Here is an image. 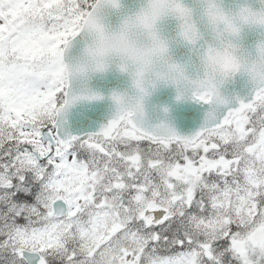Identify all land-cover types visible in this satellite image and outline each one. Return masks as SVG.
Listing matches in <instances>:
<instances>
[{"label": "snow or ice", "instance_id": "obj_1", "mask_svg": "<svg viewBox=\"0 0 264 264\" xmlns=\"http://www.w3.org/2000/svg\"><path fill=\"white\" fill-rule=\"evenodd\" d=\"M96 7L0 0V264H264V82L194 94L189 134L119 111L73 134L60 57Z\"/></svg>", "mask_w": 264, "mask_h": 264}, {"label": "clouds", "instance_id": "obj_2", "mask_svg": "<svg viewBox=\"0 0 264 264\" xmlns=\"http://www.w3.org/2000/svg\"><path fill=\"white\" fill-rule=\"evenodd\" d=\"M96 4L78 49L71 52V43L60 57L72 107L100 94L91 83L109 73L125 77L127 84L108 95L113 114L133 112L144 121L151 98L161 89H172L177 100L186 101L207 93L215 103L237 76L251 86L264 82V0L228 4L226 0H96ZM171 22L175 31L168 34L165 26ZM249 33L259 37L251 48L244 42ZM178 47L187 50L182 58L175 55ZM165 109L159 110L166 114Z\"/></svg>", "mask_w": 264, "mask_h": 264}, {"label": "water", "instance_id": "obj_3", "mask_svg": "<svg viewBox=\"0 0 264 264\" xmlns=\"http://www.w3.org/2000/svg\"><path fill=\"white\" fill-rule=\"evenodd\" d=\"M129 3V0H125ZM191 3V0H186ZM231 0H226V4ZM165 31L172 34L175 31V22H171L165 26ZM255 33H249L245 37V46L251 48L258 40ZM79 38L72 42L71 52H75L78 47ZM187 50L178 47L175 49V55L182 58ZM91 86L98 91L104 99L99 101L84 102L74 105L69 110V130L76 135L95 132L99 127L106 123L113 114L111 101L108 99L110 91L114 89H123L127 86L126 78L116 74L109 73L103 77L95 78ZM251 89V85L244 77L237 76L228 82L222 89V94L226 96L239 95L246 96ZM152 106H156L157 110H153ZM166 107L167 113H162L159 109ZM204 107L194 101L177 100L176 94L172 89H161L151 98L147 123L156 124L164 120L174 127L180 134H189L198 130L203 120Z\"/></svg>", "mask_w": 264, "mask_h": 264}]
</instances>
